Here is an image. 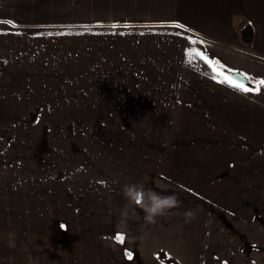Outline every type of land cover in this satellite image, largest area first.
<instances>
[{
  "label": "crops",
  "instance_id": "obj_1",
  "mask_svg": "<svg viewBox=\"0 0 264 264\" xmlns=\"http://www.w3.org/2000/svg\"><path fill=\"white\" fill-rule=\"evenodd\" d=\"M256 79L264 0H0V114L75 127L55 162L27 137L29 175L56 163L58 179L4 183L0 264H168L159 252L178 262L172 238L220 236L225 215L241 245L264 224ZM234 250L217 249L223 260Z\"/></svg>",
  "mask_w": 264,
  "mask_h": 264
},
{
  "label": "rangeland",
  "instance_id": "obj_2",
  "mask_svg": "<svg viewBox=\"0 0 264 264\" xmlns=\"http://www.w3.org/2000/svg\"><path fill=\"white\" fill-rule=\"evenodd\" d=\"M250 79L252 82L255 80L251 77ZM256 80L259 81V86H263L264 82L261 79ZM10 112V116L4 117V115L0 114V124H2L0 125V189L3 187L5 182L10 180L24 181L25 185H28V187L30 185H37L38 182L49 183L50 181L57 180L58 175L56 174V171H48L51 169L56 170V163L48 164V166L45 168L48 170H42L41 175H29V173L33 172L36 167L31 165L33 164L34 159H27L24 157L27 155V153L33 151V148L29 150V141H26L28 140L27 137L29 134H33L38 141H41L40 144H38V147H35L38 153H41L40 151H44L43 153H46L45 149L48 147L51 157V153L61 152L59 151V140L61 134H63L64 139L67 136L73 137L75 134V127L69 125H14V121H17L18 123L24 122L25 120H22V117H25L27 112ZM44 141H46L48 144ZM20 153H24V156H20ZM55 160L56 158L51 157V161L55 162ZM1 191L2 190H0V192ZM218 209H220V207ZM220 213L221 211L217 213L219 219L221 218L219 215ZM233 224V222L231 223L228 221V217L225 215L224 225L226 231L223 232V234H220V236H214L213 234L209 233L208 237H194L184 239L179 236L178 238H172V242H175V245H172L173 248H171L174 257L178 260V262L180 261L179 263L181 264H194V262L197 261H207L205 264H217L218 261V264H264V224L259 222L257 226L252 229V231H245V234H243L242 237H239L241 245L237 241L235 244L233 240ZM211 228H215L217 231V224H210V229ZM243 230H245V228H243ZM229 231L231 235L229 234ZM252 240L255 244L252 242ZM222 241H224L226 246L233 247V245H235L236 248L234 252L230 251L227 255H224V260L217 251ZM195 246H200L199 251L203 252V254H200V257L202 258L193 256L192 249H194ZM238 247L243 250L242 255L239 254ZM207 250L211 251L212 253L205 254ZM159 258L168 264L170 262L169 260L172 259L170 254L165 252L159 255Z\"/></svg>",
  "mask_w": 264,
  "mask_h": 264
},
{
  "label": "water",
  "instance_id": "obj_3",
  "mask_svg": "<svg viewBox=\"0 0 264 264\" xmlns=\"http://www.w3.org/2000/svg\"><path fill=\"white\" fill-rule=\"evenodd\" d=\"M250 36L251 34L249 35V37ZM217 68L225 75H227L228 78L241 85L247 86L252 89H255L257 87L256 84L251 81L250 77L241 70L232 69L222 64H217Z\"/></svg>",
  "mask_w": 264,
  "mask_h": 264
},
{
  "label": "trees",
  "instance_id": "obj_4",
  "mask_svg": "<svg viewBox=\"0 0 264 264\" xmlns=\"http://www.w3.org/2000/svg\"><path fill=\"white\" fill-rule=\"evenodd\" d=\"M163 252H159V255H161ZM168 261V260H167ZM170 261V263H172V264H179L176 260H174V259H171V260H169Z\"/></svg>",
  "mask_w": 264,
  "mask_h": 264
}]
</instances>
